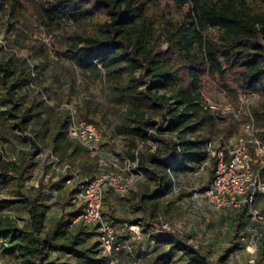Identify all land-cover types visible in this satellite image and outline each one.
Returning a JSON list of instances; mask_svg holds the SVG:
<instances>
[{"label":"trees","instance_id":"16d2710c","mask_svg":"<svg viewBox=\"0 0 264 264\" xmlns=\"http://www.w3.org/2000/svg\"><path fill=\"white\" fill-rule=\"evenodd\" d=\"M182 4L190 19L182 24L166 18L158 0H52L40 8L38 16L46 28L60 26L62 20L91 23L89 34L67 37L61 54L81 69H102L112 98L127 108L116 131L128 139L129 159L134 161L136 151L137 170L157 184L150 194L144 187L135 193L134 209L141 215L131 221L117 214L112 203L116 196L105 191L104 218L113 225L161 231L169 252H179L186 264H227L231 254L243 249L236 240L244 238L241 235L249 218L246 207L235 211L230 246L216 258L208 249L191 245L183 233L171 228L163 231L156 219L168 214L169 205L164 201L172 177L193 172L209 159L204 151L206 136L189 139L186 135L217 128L228 134L233 131L232 125L222 126L224 123L202 106L205 78L218 79L230 93L242 90L264 97V0H182ZM4 5L8 7L9 33L27 11L23 0H0V10ZM209 30L217 33L209 34ZM29 50L40 56L35 47ZM38 76L41 78L39 64ZM29 78L20 58L0 54V141L6 145L19 136L17 139L29 144L14 160L0 158V190L12 196L0 201V212L19 204L29 218L21 228L0 218V257L14 264H65L47 262L48 253L55 252L97 262L98 252L102 253L96 234L80 223L73 224L79 210L61 215L45 228L48 206L39 196L23 193L27 173L40 154L37 137L29 129L34 124L47 127L37 110L42 104L24 95ZM89 112L86 106L81 117L91 122ZM253 114L264 144V111ZM67 124L68 116L55 120L48 143L50 153L72 169L77 159L87 155L84 147L67 137ZM209 160L214 166L215 161ZM213 173L211 169L209 184ZM66 175L64 183L71 177L70 171ZM81 236L96 242L88 245ZM260 246L255 264H264L263 238ZM99 257L104 264V256Z\"/></svg>","mask_w":264,"mask_h":264},{"label":"rangeland","instance_id":"374dc122","mask_svg":"<svg viewBox=\"0 0 264 264\" xmlns=\"http://www.w3.org/2000/svg\"><path fill=\"white\" fill-rule=\"evenodd\" d=\"M51 1L23 0L27 11L26 16L20 24L13 25L9 33L6 32L8 29V7L4 5L0 10V39L6 41L9 46L16 47L21 54L35 59L36 64L40 66L41 85L51 102V106L48 108L42 105L37 107L40 119L47 122V127L34 124L29 129L30 134L37 137L40 154L34 160V167L27 173L25 186L22 189L25 195L39 196L41 202L48 206L45 228H48L52 221L61 215L72 213L75 209L70 202L72 197L70 193L76 183L66 184L62 181V178L67 175L54 169L48 143L49 135L54 133V121L68 116L66 106L75 110L79 116L85 113L87 106L90 109L88 120L103 132L104 149L118 156L121 162L129 158L127 154L128 139L116 131V127L123 122V114L127 108L112 98L108 85L103 79L102 69H81L75 66L71 59L61 54L66 46L67 37L74 34H89L92 31L91 23L88 21L72 23L62 20L60 26L49 28L42 26L38 12L46 2ZM158 2L164 6L167 12L166 18L179 24L190 20L187 6L182 4V0H158ZM208 32L215 35L217 30ZM30 46L40 51L39 57L29 50ZM163 47H166V44H163ZM201 92L220 110L219 120L224 123L222 126L232 125L233 131L228 134L225 131L221 132L220 128L207 129L188 134L187 138H198L201 135L206 136L208 140L222 136L235 138L242 133L243 126L247 123L253 125L259 137L261 129L257 126L253 113L254 111H264L263 96L242 90L230 93L220 85L218 79L209 77L205 78ZM17 137L6 145H2L0 141V150L4 152L7 160L16 159L20 155V150L29 148V144ZM150 144L153 148L156 147L153 142ZM138 146L141 147L140 144ZM252 159L254 171L259 172L260 177H263L264 158L258 160L256 155H253ZM60 162L66 163L65 160ZM211 169L214 170V166L210 161L204 166V169L200 168L172 177L171 188L164 201L169 205L168 214L162 217L157 216L156 220L160 223L165 221L171 229L186 235L191 245L208 249L212 258H216L222 249L230 246L233 237L231 221L235 211L213 210L193 197L195 192L199 193L209 186V171ZM97 171L98 167L95 165V161L86 156L77 159L72 167V172L76 173L78 177H89V174L94 175ZM262 181L264 182V180ZM156 186V182L143 177L134 190L122 199L120 215L127 221L140 217L141 212L134 209L135 193L144 187L150 194L156 189ZM7 198H12V196L5 190H0V201ZM255 209L258 211L260 219L248 218L244 235H241L244 238L236 240L243 246V249L231 254L227 259V264H255L256 253L261 249L260 240L264 239V197L260 199L259 203L256 202ZM135 213H138L139 216ZM0 218L8 220L19 228L29 220L25 209L19 204L0 212ZM78 230L73 229V232H78ZM126 234V232H119L118 237L126 242L130 250L138 252L131 253L129 250H123L116 254L113 264H186L179 252H169L168 246L165 245L166 238L161 231L141 227L139 235L124 236ZM84 239L88 245L96 242L94 238ZM98 248H96L97 251ZM251 249L255 251L253 254L250 253ZM99 256L103 255L98 252L97 262H91L61 253L49 252L47 262L103 264L99 262ZM0 264L14 263H9L6 258L0 257Z\"/></svg>","mask_w":264,"mask_h":264},{"label":"built area","instance_id":"2783aa9c","mask_svg":"<svg viewBox=\"0 0 264 264\" xmlns=\"http://www.w3.org/2000/svg\"><path fill=\"white\" fill-rule=\"evenodd\" d=\"M1 53L23 61L30 77L24 86L27 100L36 98V103L50 107L51 102L41 85L35 59L21 54L16 47L9 46L3 39H0ZM200 96L204 109L219 117L220 110L208 101L202 92ZM65 108L68 111L65 130L67 137L84 147L87 157L95 161L98 171L92 178L78 177L67 163H61L52 153L51 163L57 172L67 174L70 171L71 177L66 180V184L74 182L77 185L71 205L79 212L73 218V224L80 223L95 233L105 258L104 263L113 264L116 254L126 250L128 246L118 237L114 225L102 215L103 196L105 191L109 190L116 197H126L141 182L143 175L136 168L137 152H134V161L128 158L121 162L118 156L104 149L103 132L97 125L86 121L70 107ZM263 147L264 144L251 123L245 124L242 133L235 138L218 137L208 140L204 151L215 161L213 177L209 186L199 193L195 192L193 197L213 210H237L244 206L249 213V219H260L255 204L258 194L264 196V184L259 172L253 169L252 155H256L258 160L264 158ZM0 158L8 161L2 150ZM126 228L129 232L139 235V225L130 224L126 225ZM161 229L168 231L170 227L161 223ZM254 252V249H251L250 253Z\"/></svg>","mask_w":264,"mask_h":264},{"label":"crops","instance_id":"0c3cea01","mask_svg":"<svg viewBox=\"0 0 264 264\" xmlns=\"http://www.w3.org/2000/svg\"><path fill=\"white\" fill-rule=\"evenodd\" d=\"M210 159V158H209ZM207 160L206 161V163H204L200 168L201 169H204V166H206L207 165V163L208 162H210L211 160ZM199 168V169H200ZM196 171V170H195ZM90 173V172H89ZM97 173V172H96ZM95 173V174H96ZM94 174V175H95ZM91 177L92 176H94V175H92V173L91 174H89ZM262 180H264V173H263V177H261V181ZM262 183L264 184V182L262 181ZM262 197H264L261 193L260 194H258V196H257V200H256V202L257 203H259V201H260V199L262 198ZM112 203H113V205H114V208H115V210H116V212H117V214H119L120 215V213H119V210L121 209V205H122V203H123V201H122V199H120V198H116V197H112ZM134 203H135V199H134ZM133 203V204H134ZM124 208V207H123ZM233 211H237V210H235V209H232ZM135 215H137V216H139L138 215V213H135ZM126 225H130V224H125V223H116V224H114V227H115V230H116V232H117V234L119 233V232H126L127 234L126 235H124V236H132L133 235V233H131V232H129L128 230H127V228H126ZM121 226V227H120ZM135 235V234H134ZM119 236H123V235H119ZM126 250H129L131 253H137L138 251H136V252H133L132 250H130V248H127Z\"/></svg>","mask_w":264,"mask_h":264},{"label":"water","instance_id":"95a60500","mask_svg":"<svg viewBox=\"0 0 264 264\" xmlns=\"http://www.w3.org/2000/svg\"><path fill=\"white\" fill-rule=\"evenodd\" d=\"M218 119H219V117H218Z\"/></svg>","mask_w":264,"mask_h":264}]
</instances>
